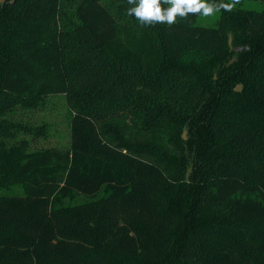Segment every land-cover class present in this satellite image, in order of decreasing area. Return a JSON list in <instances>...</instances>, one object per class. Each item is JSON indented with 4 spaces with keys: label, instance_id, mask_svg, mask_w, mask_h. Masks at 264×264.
<instances>
[{
    "label": "trees",
    "instance_id": "obj_1",
    "mask_svg": "<svg viewBox=\"0 0 264 264\" xmlns=\"http://www.w3.org/2000/svg\"><path fill=\"white\" fill-rule=\"evenodd\" d=\"M129 7L0 4V264H264V7ZM56 94L68 147L9 144L48 134L8 115Z\"/></svg>",
    "mask_w": 264,
    "mask_h": 264
},
{
    "label": "rangeland",
    "instance_id": "obj_2",
    "mask_svg": "<svg viewBox=\"0 0 264 264\" xmlns=\"http://www.w3.org/2000/svg\"><path fill=\"white\" fill-rule=\"evenodd\" d=\"M216 2L231 3V0H209V3ZM263 7L264 1L262 0H240L239 3L235 5L234 9L261 10ZM222 11L223 10L209 17L198 16L196 25H216L217 20L222 15ZM238 48L237 50L241 49V47ZM234 60L235 57L232 58L231 62ZM71 114L72 112L67 103V99L63 94L48 96L44 104L37 108H26L19 105L8 115V118L25 125H31L34 128L45 124L48 134L46 136H36L33 133L22 131L18 133V137L9 140V144L17 145L21 140L25 139L28 141L29 150H35L43 147H58L60 149H66L70 140Z\"/></svg>",
    "mask_w": 264,
    "mask_h": 264
},
{
    "label": "clouds",
    "instance_id": "obj_3",
    "mask_svg": "<svg viewBox=\"0 0 264 264\" xmlns=\"http://www.w3.org/2000/svg\"><path fill=\"white\" fill-rule=\"evenodd\" d=\"M238 3L239 0H231V3H209V0H127V4L131 5L127 8V15L134 16L141 25L171 26L178 19L187 20L189 16L209 17L221 10L232 11Z\"/></svg>",
    "mask_w": 264,
    "mask_h": 264
},
{
    "label": "water",
    "instance_id": "obj_4",
    "mask_svg": "<svg viewBox=\"0 0 264 264\" xmlns=\"http://www.w3.org/2000/svg\"><path fill=\"white\" fill-rule=\"evenodd\" d=\"M6 2V0H0V4H4ZM231 39L232 37L230 36L229 38V42L231 43ZM239 49V48H238ZM236 90L237 91H241L242 90V84H239L237 87H236ZM186 134V132L184 133V135Z\"/></svg>",
    "mask_w": 264,
    "mask_h": 264
}]
</instances>
